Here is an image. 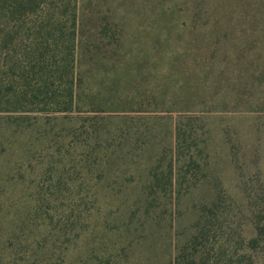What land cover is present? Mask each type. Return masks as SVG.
Listing matches in <instances>:
<instances>
[{
  "label": "rangeland",
  "instance_id": "374dc122",
  "mask_svg": "<svg viewBox=\"0 0 264 264\" xmlns=\"http://www.w3.org/2000/svg\"><path fill=\"white\" fill-rule=\"evenodd\" d=\"M59 1L0 25V86L16 62L40 89L68 54L48 82L73 89L60 110H0V264H171L176 218L205 202L263 231L264 264V0ZM181 115L197 163L178 198Z\"/></svg>",
  "mask_w": 264,
  "mask_h": 264
},
{
  "label": "trees",
  "instance_id": "16d2710c",
  "mask_svg": "<svg viewBox=\"0 0 264 264\" xmlns=\"http://www.w3.org/2000/svg\"><path fill=\"white\" fill-rule=\"evenodd\" d=\"M35 2L36 0H0V25L4 22L19 24V21L29 16V12L25 13V8ZM53 2L56 6L60 3L59 0H53ZM14 41L15 38H12V42ZM69 57L70 55L67 54L63 58L65 64L63 63L62 67L60 64L54 66L51 73H46L45 70L40 71V76L43 74L41 78L43 83L42 87L37 90L29 85L24 87L22 86L24 84H19L17 78L21 67L13 62L9 70L14 78L12 79L11 76L5 83L6 85L0 86V110L25 112L33 106L37 108L53 106L60 110L64 104L61 99L68 98V96L71 99L73 89H58L57 92L52 89V84L48 80L52 76V78L63 81L67 74L65 69ZM29 59L30 54H25V60ZM32 63L33 61H30V64ZM21 78L24 80L25 76L22 75ZM66 110L63 107V111ZM195 119L197 117L181 115L175 127L176 163L171 165L169 186L173 195L176 194L178 198L182 195L191 167L197 163L192 154L195 138L191 122ZM201 207L202 213H183L176 218L175 248L171 264H255L253 252L259 245V236L263 235V231L257 228L259 236L249 240L240 230L239 221L237 222L234 218L232 220L229 213H217L219 207L216 203L205 202ZM75 225L72 221L68 226L66 225L65 237L69 236L67 231L72 230Z\"/></svg>",
  "mask_w": 264,
  "mask_h": 264
}]
</instances>
